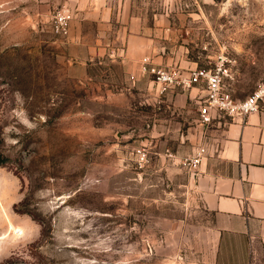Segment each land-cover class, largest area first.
<instances>
[{
	"label": "rangeland",
	"instance_id": "1",
	"mask_svg": "<svg viewBox=\"0 0 264 264\" xmlns=\"http://www.w3.org/2000/svg\"><path fill=\"white\" fill-rule=\"evenodd\" d=\"M65 6L120 11L103 35L75 13L73 28L106 47L82 79L52 29ZM131 18L155 64L223 59L234 102L264 85V0H0V264H264L258 239L216 227L196 189L201 162L189 160L233 116L205 124L200 93L161 92L150 72H128Z\"/></svg>",
	"mask_w": 264,
	"mask_h": 264
},
{
	"label": "crops",
	"instance_id": "2",
	"mask_svg": "<svg viewBox=\"0 0 264 264\" xmlns=\"http://www.w3.org/2000/svg\"><path fill=\"white\" fill-rule=\"evenodd\" d=\"M75 13L97 21L100 35L114 16L117 21L121 18L120 11H108L107 8H90ZM127 22V45L124 49L127 58L124 63L126 70L135 75L143 72L145 65L154 62L145 55L152 46V38L141 34L144 27L141 21L131 18ZM84 38L81 26L75 23L73 28L72 25L67 39L71 49L69 71L78 79L88 77V67L94 54L106 48L100 46L97 51L98 46L88 44ZM140 40L147 41L146 47L145 44L137 45ZM138 49L144 52L139 53ZM144 57H148V61ZM189 90L191 97L195 98L200 89L193 87ZM176 97L182 103L187 95L186 92H178ZM217 131L216 143L198 166L196 189L203 205L214 212L215 225L221 233L247 234L258 239L264 251V107L245 118L228 120Z\"/></svg>",
	"mask_w": 264,
	"mask_h": 264
},
{
	"label": "built area",
	"instance_id": "3",
	"mask_svg": "<svg viewBox=\"0 0 264 264\" xmlns=\"http://www.w3.org/2000/svg\"><path fill=\"white\" fill-rule=\"evenodd\" d=\"M74 15L75 11L66 6L54 11L52 15L53 31L68 37ZM148 59V57L144 58L145 61ZM144 71L150 72L154 76V84L161 92L198 87L202 96V99L197 100L200 103L199 120L205 124L213 121L214 112L218 110L232 115L233 118H245L249 113L264 107V85L236 102L223 92V74L225 73L223 59L213 67L195 66L188 70L158 65L151 61L149 66H144ZM197 95L194 96L195 99H197ZM205 152L206 146H200L195 156L189 158L190 163L201 162Z\"/></svg>",
	"mask_w": 264,
	"mask_h": 264
},
{
	"label": "trees",
	"instance_id": "4",
	"mask_svg": "<svg viewBox=\"0 0 264 264\" xmlns=\"http://www.w3.org/2000/svg\"><path fill=\"white\" fill-rule=\"evenodd\" d=\"M6 162V158L0 154V164Z\"/></svg>",
	"mask_w": 264,
	"mask_h": 264
}]
</instances>
